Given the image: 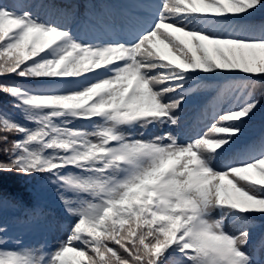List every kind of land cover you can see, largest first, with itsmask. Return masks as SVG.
<instances>
[{"label":"snow or ice","instance_id":"obj_1","mask_svg":"<svg viewBox=\"0 0 264 264\" xmlns=\"http://www.w3.org/2000/svg\"><path fill=\"white\" fill-rule=\"evenodd\" d=\"M113 6L119 21L94 11ZM33 8L0 3V187L43 178L67 224L38 247L0 218V264H264V138L240 142L264 85V0L89 2L77 11L102 34L82 36L76 12ZM197 98L206 120L181 135ZM15 206L22 229L40 214Z\"/></svg>","mask_w":264,"mask_h":264},{"label":"trees","instance_id":"obj_2","mask_svg":"<svg viewBox=\"0 0 264 264\" xmlns=\"http://www.w3.org/2000/svg\"><path fill=\"white\" fill-rule=\"evenodd\" d=\"M42 2L43 0H32ZM45 4L49 6L51 3L50 0H44ZM4 106L7 108L8 112L12 113V109L7 105V102H3ZM17 118H20L18 114L13 113ZM24 183L22 187H19L16 190V182L12 180L11 175H4L2 187H0V195L3 196L4 201L6 202L3 205H0V218H2L5 222L10 225V227L14 226L18 222V216L22 214L21 210L18 209L15 205L17 202L22 201L24 205L32 207L33 203L26 200L20 193H25L28 198L33 201L34 195L38 193L37 189L32 185H26L27 182H31L28 178L21 177L19 179ZM35 202V201H33ZM65 227L66 224L62 223Z\"/></svg>","mask_w":264,"mask_h":264},{"label":"rangeland","instance_id":"obj_3","mask_svg":"<svg viewBox=\"0 0 264 264\" xmlns=\"http://www.w3.org/2000/svg\"><path fill=\"white\" fill-rule=\"evenodd\" d=\"M95 34H98V32H95ZM99 34H102L101 31H99ZM78 35H81V34H78ZM158 47H160V45H158ZM195 105L189 103L184 106V111L182 113L186 114V117L185 119H182V129L180 130L181 135H183V132L189 130L190 128L199 126L202 122L206 120V116L204 114L202 115L201 119H199L196 116L197 110L193 108ZM24 237H25L24 240H26L25 242L26 244L36 245L38 247L52 245V244H55L56 242L54 239H50L49 241L42 242L40 237H36L33 235L27 236V234H25Z\"/></svg>","mask_w":264,"mask_h":264}]
</instances>
